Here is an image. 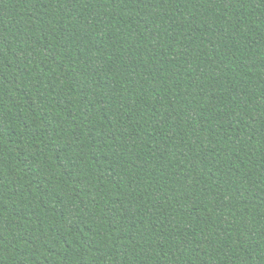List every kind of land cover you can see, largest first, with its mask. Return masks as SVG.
Returning <instances> with one entry per match:
<instances>
[{
	"label": "trees",
	"instance_id": "obj_1",
	"mask_svg": "<svg viewBox=\"0 0 264 264\" xmlns=\"http://www.w3.org/2000/svg\"><path fill=\"white\" fill-rule=\"evenodd\" d=\"M0 264H264V0H0Z\"/></svg>",
	"mask_w": 264,
	"mask_h": 264
}]
</instances>
